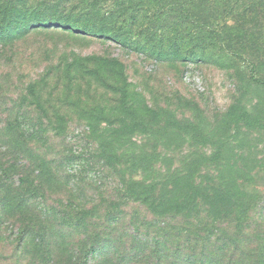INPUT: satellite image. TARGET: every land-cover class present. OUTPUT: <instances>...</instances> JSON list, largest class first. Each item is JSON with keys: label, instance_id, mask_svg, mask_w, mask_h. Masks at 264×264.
Returning <instances> with one entry per match:
<instances>
[{"label": "rangeland", "instance_id": "374dc122", "mask_svg": "<svg viewBox=\"0 0 264 264\" xmlns=\"http://www.w3.org/2000/svg\"><path fill=\"white\" fill-rule=\"evenodd\" d=\"M82 1H65L61 9L77 13ZM57 3L19 0L47 19L46 8ZM160 6L154 2L143 14L150 22L121 19L125 45L55 26L0 43V264H84L89 235L108 236L117 247L109 261L90 264H117L132 252L135 225L155 234L163 220L121 198L124 169L115 158L155 147L140 129H126L132 122L159 130L179 122L228 142L226 165L237 171L232 195L244 196L250 207L236 213L248 216L254 244H264V129L257 127L264 125V0ZM71 16L62 13L59 20ZM39 20L28 16L26 25ZM9 25L2 28L7 36L20 30ZM123 86L133 107H122ZM179 144L171 134L157 149L172 152ZM105 148L115 152L114 161L102 155ZM182 151L171 155L173 168L182 165L188 145ZM113 213L119 219L112 224ZM220 228L235 232L233 223Z\"/></svg>", "mask_w": 264, "mask_h": 264}, {"label": "trees", "instance_id": "16d2710c", "mask_svg": "<svg viewBox=\"0 0 264 264\" xmlns=\"http://www.w3.org/2000/svg\"><path fill=\"white\" fill-rule=\"evenodd\" d=\"M58 1L52 8H46V11L49 9L51 12V18L47 19L36 8L29 9L28 4L19 5V0H0V43L12 44L21 36L29 34L32 29L55 26L74 34L125 45L127 36L121 38V32L126 27L119 25L122 23L121 19L131 15L133 24L139 18H147L150 22L152 19L149 14H143L152 10L154 2L162 3L160 8L170 10L178 0H83L82 9L79 12L73 10L77 13H67L61 9L62 3L71 0ZM156 12H160L162 16L166 14L163 9ZM62 13L72 16L68 21L62 22L59 20ZM28 16H38L41 20L34 26H28ZM18 17L25 19L23 23L17 21ZM7 22H10L9 30H20L7 36L6 29H2ZM162 33L167 34L168 31L163 30ZM149 38L150 43L147 45L150 46L151 36ZM146 55L150 56L147 52ZM121 68L123 69L122 66ZM251 75L255 78L254 66L251 68ZM123 88L125 87L118 89L122 107H133V100V103L125 101ZM166 123L160 130L143 122L125 125L131 132L140 129L147 142H154L155 147L152 151L127 149L119 158H115L124 169L125 187L121 191V198L148 207L163 223L157 226L154 235L143 234L140 227L135 225L130 232L132 252L116 258L117 264H264V244H254L253 236L246 233L248 216L236 213L237 207L249 211V206L245 204L248 201L244 196L240 195L235 199L232 195L230 185L233 177L237 178V171L226 165L228 142L212 139L179 122ZM112 126L113 124L109 125ZM257 127L264 129V125L259 123ZM171 134L180 143L176 150L159 151L158 145ZM184 145H188L189 152L184 155L182 165L173 168L171 155H183ZM207 150H211L210 154ZM105 151L107 152H102V155L110 156L108 159L114 161L115 152L106 148ZM174 199L176 202L172 203L171 200ZM109 219L112 224L117 223L119 216L113 213ZM223 222L233 223L235 232L229 234L222 230L220 225ZM84 233L88 235V229ZM107 238L108 236L105 239L87 236L85 247L88 246V251H85L84 264H90L97 258L99 261H109L114 253L117 255L114 251L117 249L116 242L111 238L106 240Z\"/></svg>", "mask_w": 264, "mask_h": 264}]
</instances>
